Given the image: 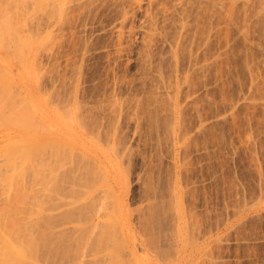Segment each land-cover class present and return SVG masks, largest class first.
Returning a JSON list of instances; mask_svg holds the SVG:
<instances>
[{"label": "rangeland", "instance_id": "obj_1", "mask_svg": "<svg viewBox=\"0 0 264 264\" xmlns=\"http://www.w3.org/2000/svg\"><path fill=\"white\" fill-rule=\"evenodd\" d=\"M0 16L15 36L0 47L1 111L34 121L29 157L0 122V164L15 153L41 198H24L39 217L21 222H40L24 239L33 264L60 263L57 231L99 206L115 218L87 246L98 264H264V0H0ZM74 183L89 205L70 211ZM2 203L4 239L16 203Z\"/></svg>", "mask_w": 264, "mask_h": 264}, {"label": "bare ground", "instance_id": "obj_2", "mask_svg": "<svg viewBox=\"0 0 264 264\" xmlns=\"http://www.w3.org/2000/svg\"><path fill=\"white\" fill-rule=\"evenodd\" d=\"M39 2V1H38ZM41 2V1H40ZM3 15V14H2ZM5 16H6V14H5ZM1 17V16H0ZM4 17V16H3ZM3 17H2V19H3ZM14 18V17H13ZM1 19V18H0ZM4 21H5V19H3ZM11 20V19H10ZM3 23V22H2ZM7 23V22H6ZM8 23L10 24V22L8 21ZM8 25V24H7ZM13 25H14V23H13ZM1 26V25H0ZM6 26V25H5ZM2 27H4V26H2ZM18 29V28H17ZM4 30V29H3ZM9 30V29H8ZM2 32V31H1ZM5 32V31H4ZM7 33V32H6ZM10 34H11V32H10ZM3 35V33H2V35H1V33H0V47L1 46H7L8 45V42L9 41H11L12 39H14L15 40V36H14V33H13V35ZM14 36V37H13ZM20 38V37H19ZM21 40V39H20ZM14 42V41H13ZM18 42V43H17ZM34 42V41H33ZM11 44V43H10ZM14 43H12V45H13ZM15 46V48L17 49V47H23L24 48V44L21 42L20 43V41H15V44H14ZM11 46V45H10ZM13 47V48H14ZM6 49H8V48H6ZM19 50H20V48H18ZM17 49V50H18ZM12 52V51H11ZM14 54V53H13ZM12 54V55H13ZM16 55V54H15ZM18 55V54H17ZM14 56V55H13ZM17 59V58H16ZM14 60V59H13ZM16 71V70H15ZM38 73V72H37ZM2 77H4V76H1L0 78L2 79V80H4ZM1 80V81H2ZM0 81V88H1V91H2V89H3V86H5L6 84H5V82H1ZM8 82V81H7ZM13 87V86H12ZM5 88H6V86H5ZM13 89V88H12ZM0 91V92H1ZM16 91V90H15ZM3 92V91H2ZM13 92V91H12ZM6 93H5V91L3 92V94L1 93V95H0V104L1 103H3L2 104V108H1V105H0V122H9L10 124H12V126L11 127H14V125L15 126H19V129H18V131H17V135L16 136H14V138H8L9 139V141H8V143L6 142V144H5V146L6 147H9L11 144H14L15 145V149H17V151H16V155L17 156H20V157H23L22 155H27V153L24 151V152H22L23 151V148H24V144H28V143H30V139H31V137H33V139L35 138L34 136H35V132H32V131H30V132H28L27 131V129H25L23 126H25V125H27L26 124V122H28L29 123V120H28V118H30V117H32L33 115H30V117L29 116H27L25 113V116H23L22 114H21V111L19 110H16V112L18 111V112H20V114H21V116L20 115H18L19 113H11V114H16V115H14V117H12L13 119H8L7 118V116L6 115H3V113H2V109H3V107H4V105H5V107L7 108V105H8V103H6L4 100L6 99V97H7V95H5ZM8 94V93H7ZM17 94V93H16ZM4 96H6V97H4ZM9 97H12V96H10L9 95ZM8 97V98H9ZM13 98V97H12ZM17 100V99H16ZM16 100H15V102H16ZM7 101H8V99H7ZM25 102V101H24ZM13 103V102H12ZM19 103V102H18ZM23 103V102H22ZM15 105V104H14ZM19 106H20V104H19ZM21 107V106H20ZM22 107H23V105H22ZM21 107V108H22ZM27 107V106H26ZM20 108V109H21ZM25 108V107H24ZM19 109V108H18ZM27 109V108H26ZM24 110V109H23ZM25 111V110H24ZM28 111V110H27ZM30 111V110H29ZM15 112V111H14ZM28 113V112H27ZM29 115V114H28ZM12 116V115H11ZM26 116H27V119H26ZM22 118H24V119H22ZM34 118H36V117H34ZM31 119V118H30ZM33 119V118H32ZM31 119V121L32 122H34L33 120ZM28 120V121H27ZM35 120V119H34ZM37 120V119H36ZM31 123V122H30ZM33 124V123H32ZM36 124H37V121H36ZM23 128V130L21 129V127ZM28 126H30V124L28 125ZM35 127V124H33L32 125V127ZM37 126V125H36ZM15 128V127H14ZM36 128V127H35ZM79 130V129H78ZM78 132V131H77ZM67 134V133H66ZM76 134V133H75ZM68 136L70 135V134H67ZM32 140V139H31ZM78 140V139H77ZM33 141V140H32ZM32 143V142H31ZM29 145V144H28ZM12 146V145H11ZM11 146H10V148H11ZM29 146H31V145H29ZM27 148H28V146H27ZM35 148V147H34ZM44 148V147H43ZM6 150H9V149H7V148H5ZM25 149H26V146H25ZM40 149V148H39ZM44 150V149H43ZM20 151V152H19ZM36 151V150H35ZM11 152H13V150H11ZM15 152V151H14ZM34 152V151H33ZM34 153H38V152H34ZM42 153V152H41ZM46 153V152H45ZM2 154H4V159L3 160H6L5 162H3L5 165H3V164H0L1 166H3L1 169H4V170H2L3 172V174L1 173V170H0V187L2 188V190H3V192H0V196H1V201L2 202H4V203H2L3 204V208H5V206H7L8 204H10V207H9V205H8V207H9V209L11 208L12 210H11V212H12V214L11 215H13V220L15 219V221H14V225L13 224H11V226H8V227H10L11 229H13V230H11V232L10 231H8V229L10 230V228H7L6 226H4V227H6L5 229H6V231H4L5 229H3V231L7 234H5V233H3V234H5L4 236H5V238L3 239L1 236V239H3V243H2V245H0V264H33V261H34V257L32 256V254H31V252L27 249V248H29V246L27 247L25 244H26V241L28 242L27 244H29L30 245V243H29V241L31 240V239H29V237H30V235H32L33 234V237H34V232H33V230H35L38 226L36 225V224H38V223H40V222H38L37 223V219H36V222H34L35 220L34 219H32L33 221L32 222H34V223H36V224H33L32 222H31V220H30V224H32V226L34 227L33 229H31V225L29 224V219L30 218H33V217H37L39 214V210H38V213H36V215H34V216H32L33 214H35V213H33V214H30L32 217H30V215H29V213H26L28 210L30 211V209H28L27 207H29L28 205H26V207H25V204H29L28 202V200L29 199H27V201H26V199H24V198H31L30 197V194L32 193L33 194V192L34 191H36L35 190V187L33 186V185H36L37 183H34L33 181L30 183V180H29V182L27 183V185L30 183L32 186H33V188H32V186H31V188L30 187H27V189H32V190H27V189H25V186H24V184H23V179H22V171H23V162H20L19 164L17 163V162H15L16 160L14 159V158H12L11 160H10V156H13L15 153H10L9 151H5V152H3ZM10 154H13V155H10ZM38 154H40V153H38ZM37 154V155H38ZM33 155V154H32ZM15 156V155H14ZM28 157H29V155H27ZM26 156V157H27ZM25 157V158H26ZM41 158V157H40ZM26 160V159H25ZM35 160V159H34ZM38 160V159H37ZM42 161V160H41ZM28 162V161H27ZM32 163H34L33 162V160L31 161ZM38 162V161H37ZM33 165V164H32ZM45 165V164H44ZM38 166V165H37ZM40 166V165H39ZM48 166V165H47ZM7 167H8V169H7ZM33 168H34V166H33ZM39 168V167H38ZM42 168L43 167H41V170H42ZM47 168V167H46ZM36 170V169H35ZM48 170H49V167H48ZM51 170V169H50ZM6 171V172H5ZM43 171V170H42ZM45 171V170H44ZM43 171V172H44ZM42 172V173H43ZM21 173V174H20ZM35 173H37V172H35ZM54 174V173H53ZM50 175H51V173H50ZM35 176V175H34ZM53 176V175H52ZM55 178H56V174H55V177H54V180H55ZM32 179V178H31ZM37 179V178H36ZM36 182H37V180H36ZM30 184H29V186H30ZM75 184V183H74ZM77 184V185H76ZM75 185L76 186H74V185H72V186H74V191H75V193H76V196L75 197H70L71 199H75L74 201H76L75 203H77V202H79L80 200H82V198L80 199L79 197H80V195L82 196V193L83 192H81V188L80 189H78V188H76V187H80V185L78 186V184L79 183H76ZM37 186H39V185H37ZM83 186V185H82ZM86 186V185H85ZM24 187V188H23ZM0 188V189H1ZM24 189V190H23ZM88 190L89 189H92L91 187H88L87 188ZM86 189V190H87ZM2 190H0V191H2ZM27 190V191H26ZM34 190V191H33ZM93 190V189H92ZM92 190H90V191H92ZM25 192V194H24V192ZM28 191H33V192H31L30 194L28 193ZM79 191V192H78ZM82 191H84V190H82ZM89 191V192H90ZM27 192V193H26ZM81 192V193H80ZM86 192H88V191H86ZM94 192V191H93ZM36 193V192H35ZM34 193V194H35ZM78 193H80V194H78ZM92 193V192H91ZM29 196H28V195ZM33 194V196H34V198H35V196L37 197L38 195H34ZM84 194V193H83ZM40 195V194H39ZM98 194H95V198H97L98 196H97ZM26 196V197H25ZM41 196V195H40ZM79 196V197H78ZM85 196H86V194H85ZM90 196V195H89ZM89 196H87V197H89ZM93 196V195H92ZM3 197V198H2ZM39 198V197H38ZM38 198H35L34 200H33V197L30 199L31 201L30 202H32V200H33V202L32 203H35L36 201L38 202L41 198H39V200H36V199H38ZM90 198V197H89ZM88 198V199H89ZM95 198H93V197H91L89 200L92 202V200L91 199H95ZM4 199V200H3ZM23 199L26 201V203H25V201L23 202ZM69 199V198H68ZM80 199V200H79ZM85 199V198H84ZM36 200V201H35ZM79 200V201H78ZM88 200V201H89ZM42 201V200H41ZM73 201V202H74ZM7 202H12V203H16V205L15 204H12V205H14V206H12L11 205V203H8L7 204ZM73 202H70V201H68L67 202V204H66V206L67 207H70V208H72V209H70L69 208V210L70 211H77V210H80L81 208H84L85 206H88L86 203H84V205L82 204V205H80V202H79V206H76L75 205V203H73ZM81 202H84V201H81ZM24 203V206L23 207H25V208H27V209H25V208H21L20 206L22 205ZM42 203V202H41ZM90 203V202H89ZM4 204H5V206H4ZM7 204V205H6ZM38 204L39 203H37V204H32L33 206L35 205H37L38 206ZM78 204V203H77ZM86 204V205H85ZM19 205V206H18ZM31 205V204H30ZM32 205H31V207L30 208H34L35 209V206L34 207H32ZM100 205V204H99ZM98 205V206H99ZM40 206V205H39ZM17 207H19V208H17ZM62 207V206H61ZM66 207V208H67ZM100 207V206H99ZM99 207L96 209L97 211H95L93 214L94 215H92L91 216V218H84V219H82V220H80L78 217H79V215H77L76 217L75 216H73V214L68 218V219H66V221H65V224H64V222L63 223H60L59 225H61V224H64L65 226H64V228L63 227H61V228H63V229H60L59 231H57V235L59 236V238H60V241L58 240V248H59V250L61 249V250H64V248H66L64 251H60V253L62 254V252H66V250H70L71 252H72V256H69V255H71L70 254V252H66V253H68V254H66L65 255V257H67V255H68V257H70V260H68L69 258L67 257L66 259L68 260H66L65 259V257H63V255H61L65 260L63 261L64 263H66V262H68L69 264H71L70 262H72L73 260V257H74V260L75 261H73V263L74 264H85V263H89V262H93V264H98L95 260L93 261V258H92V256H95L96 258H98V259H104L103 257H101V256H103L102 255V253H103V250L100 248V250L99 251H95V253H91V250L89 251V252H87V246H91V244H92V242L93 241H95V243L98 245V247H102V235H101V232H102V228H103V224H105V222H108V221H110V220H112L113 218H115V217H107V215H104V211H102V212H99L100 211V209H99ZM2 208V209H3ZM7 208V207H6ZM21 208V209H20ZM38 208V207H37ZM40 208V207H39ZM119 208L121 209V207L119 206ZM17 209H19V210H22V211H19L18 212V210H17V212H16V210ZM34 209H32L31 210V212L34 210ZM5 210V209H4ZM3 210V211H4ZM25 212H24V211ZM27 210V211H26ZM68 210V209H67ZM2 211V210H1ZM2 211V212H3ZM7 211V210H6ZM28 211V212H29ZM35 211H36V209H35ZM1 212V213H2ZM19 213V214H23V212L28 216L29 215V219L27 220V222H28V224L31 226V227H28V229L26 228V226H29V225H26L25 226V228H26V231L29 233L30 231H32L31 233H29L30 235L28 236V234H27V232L25 231V229H24V226L23 225H25V223H23V225L21 224V222H24V219L22 218L24 215H22L21 216V218H20V216H19V219H17L18 217H16V214L14 215L13 213ZM22 212V213H21ZM42 212V211H41ZM52 212V211H51ZM106 213V212H105ZM18 214V215H19ZM39 217V216H38ZM37 217V218H38ZM120 218H122L121 216H120ZM124 218V217H123ZM2 219V218H1ZM21 219V221H19ZM22 219H23V221H22ZM25 219H26V217H25ZM118 219V218H117ZM120 220V219H119ZM16 221H19V222H16ZM26 221V220H25ZM39 221V220H38ZM127 221V220H126ZM26 222V223H27ZM118 223L120 222V221H117ZM2 223H3V221H2ZM20 225H19V224ZM7 225V224H6ZM22 225V226H21ZM37 227H36V226ZM107 225V224H106ZM1 226H2V224H1ZM2 226V227H3ZM13 226H14V228H13ZM61 226H63V225H61ZM1 227V228H2ZM16 227H18L19 229H20V227H21V229H23L25 232H22V230H20V231H17V230H19V229H17ZM36 227V228H35ZM16 228V229H15ZM30 228V229H29ZM105 228V227H104ZM15 229V230H14ZM38 229H39V227H38ZM30 230V231H29ZM1 231H2V229H1ZM17 232H20V235H21V233H23V234H27V235H23V236H26L25 238L23 237L22 238V240H23V242H22V240H20L21 239V236H20V238H19V233H17ZM60 232V233H59ZM10 233H13V234H10ZM17 233V235L18 236H16L15 234ZM52 233V232H51ZM11 235V237H9L10 235ZM9 235V236H8ZM13 235H15L16 237L14 238L13 237ZM81 236H82V239H81ZM180 236V235H179ZM6 237H9V238H11V239H9V238H6ZM19 238L18 240H17V242L16 241H13V240H15L16 238ZM14 238V239H13ZM30 238H32V237H30ZM24 239H27L26 241H25V243H24ZM56 239V238H55ZM58 239V238H57ZM29 240V241H28ZM34 239H32V241H33ZM35 242H36V239L34 240ZM14 242V243H13ZM31 242V241H30ZM35 242H34V244H35ZM55 242V241H54ZM24 243V244H23ZM1 244V243H0ZM31 244L33 245V243L31 242ZM51 245V244H50ZM68 248V249H67ZM32 249L33 250H35L33 247H32ZM35 252V251H34ZM76 253H78V256H76L75 254ZM36 256V255H35ZM101 257V258H100ZM37 258V257H36ZM63 258H60L59 260V262L60 263H58V264H64L63 262H61V260L63 259ZM95 258V259H96ZM43 260V259H42ZM72 260V261H71ZM66 261V262H65ZM68 263H66V264H68ZM72 263V264H73Z\"/></svg>", "mask_w": 264, "mask_h": 264}]
</instances>
